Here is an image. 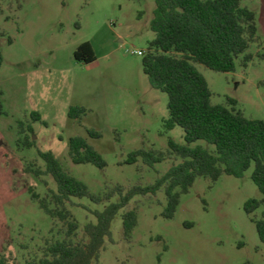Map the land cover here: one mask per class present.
<instances>
[{"label":"rangeland","instance_id":"rangeland-1","mask_svg":"<svg viewBox=\"0 0 264 264\" xmlns=\"http://www.w3.org/2000/svg\"><path fill=\"white\" fill-rule=\"evenodd\" d=\"M241 6L255 14L256 39L248 49L252 61L243 68L239 56L231 73L194 66L208 84L212 104L233 99L246 118L264 122V0H243ZM154 9V0H0V255L9 264L39 259L48 243L65 238L66 226L47 216L29 192L44 197L56 190L50 176L25 172L44 170L39 151L51 152L65 172L100 197L116 186L123 189L121 196L135 186H149L181 162L174 158L153 168L142 159L126 163L137 150H168L169 139L185 145L182 129H164L167 96L150 85L143 56L135 54L144 55L154 38ZM86 42L95 55L91 64L74 59ZM70 107L85 112L70 119ZM25 137L34 143L31 148L24 147ZM72 137L85 139L105 168L73 164ZM197 145L213 150L202 141L190 147ZM252 171L242 178L222 176L214 184L197 178L170 220L162 217V191L133 198L113 219L97 264H264V244L254 224L264 219V206L251 215L244 212L247 201L262 198ZM71 201L67 208L79 225L71 240L85 244L84 226L96 222L95 212L118 203L120 194L100 204ZM128 210L136 212L137 225L125 240L122 215Z\"/></svg>","mask_w":264,"mask_h":264},{"label":"trees","instance_id":"trees-1","mask_svg":"<svg viewBox=\"0 0 264 264\" xmlns=\"http://www.w3.org/2000/svg\"><path fill=\"white\" fill-rule=\"evenodd\" d=\"M155 9L150 22L154 38L142 58V69L150 85L167 96L168 119L164 129L169 132L179 127L184 132L185 145L168 140V150H137L128 155L127 164L134 165L138 159L153 168L156 164L179 158L181 162L172 166L164 175L149 186H135L124 196L119 186L104 197L92 195L87 186L65 172L51 152H38L44 170L26 168V173L36 178L50 176L56 190L41 197L29 190L32 200L52 220L66 226L65 238L48 243L43 256L25 264H97L106 239L110 238V226L120 210L127 207L135 197L155 196L162 191L165 196L164 219L173 218L180 196L187 194L197 178L211 184L222 176L242 178L251 167V181L262 198L249 200L244 212L251 215L264 206V122L246 118L233 99L226 104L211 103L212 93L204 77L194 64L214 72L231 73L235 60L242 56L241 66L246 68L252 61L248 53L250 44L256 39L255 14L241 6L243 0H154ZM0 35L3 36L0 30ZM8 43L12 40L8 38ZM77 62L91 64L95 55L90 43L81 44L74 53ZM3 56L0 51V69ZM1 110V105H0ZM85 111L70 107L68 117L77 119ZM34 121H40L37 113ZM32 133V128H27ZM99 138L95 132H87ZM199 141L213 147L212 151L197 145ZM25 148L34 143L27 137L22 141ZM68 156L75 165L91 164L104 169L102 157L81 137H72L68 142ZM116 193L120 201L109 204L102 212H95L96 222L88 223L83 231L88 242L75 244L71 238L79 228L67 205L72 198H87L95 204L109 201ZM258 238L264 244V219L254 220ZM137 225L134 210L122 215L123 237L129 240ZM0 264H9L0 255ZM15 264V263H12ZM243 264H250L249 262Z\"/></svg>","mask_w":264,"mask_h":264},{"label":"built area","instance_id":"built-area-1","mask_svg":"<svg viewBox=\"0 0 264 264\" xmlns=\"http://www.w3.org/2000/svg\"><path fill=\"white\" fill-rule=\"evenodd\" d=\"M135 54L138 55V56H143L142 52H136Z\"/></svg>","mask_w":264,"mask_h":264}]
</instances>
